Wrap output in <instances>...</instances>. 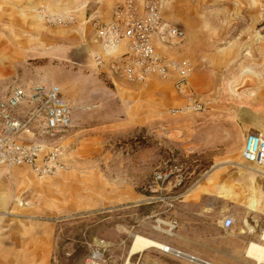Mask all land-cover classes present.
<instances>
[{"label":"rangeland","instance_id":"obj_1","mask_svg":"<svg viewBox=\"0 0 264 264\" xmlns=\"http://www.w3.org/2000/svg\"><path fill=\"white\" fill-rule=\"evenodd\" d=\"M52 1L56 0H0V88L35 82L59 85L65 100L71 102L73 116L71 127L56 142L67 145L66 172L40 178L29 169H13L5 177V185L15 197L6 211L0 209V264H54L55 255L61 264H85L100 239L110 248L98 264H126L128 260V264H179L157 248L130 257L132 235L156 240L163 236L152 237L153 220L142 218L143 208L133 209L140 215L137 224L126 211L115 210L122 205L112 204L115 197L141 194L146 178L162 159L168 153H179L163 145L167 133L162 124L167 117L146 126L122 127L124 106L115 100V85L108 76L96 72L88 62L85 66L72 62L64 52L45 56L51 47L42 37L65 38L51 30L69 29L51 27L39 16L43 7L63 12L52 11ZM242 1L247 5H240L237 14L226 9L236 5L226 0H201L199 15L189 18L197 26L199 22L201 27L237 33L218 37L220 47L237 52L220 71L213 105L231 113L226 119L233 128L229 143L219 146L214 154L229 155L236 161L242 160L247 133L246 123L239 118L241 111L248 112L244 120L253 117L248 125L264 124V39L256 37L264 20V0ZM252 7L258 17L256 28ZM54 179L57 183L51 182ZM140 199L138 196L137 202ZM66 253L72 256L66 259Z\"/></svg>","mask_w":264,"mask_h":264},{"label":"crops","instance_id":"obj_2","mask_svg":"<svg viewBox=\"0 0 264 264\" xmlns=\"http://www.w3.org/2000/svg\"><path fill=\"white\" fill-rule=\"evenodd\" d=\"M123 1L50 2L52 11L75 13L78 24L69 29L51 30L57 36L66 35L65 38L43 36L42 42L50 44L51 47L48 52H44L45 56L55 57L64 52L72 62L84 66L88 62L93 64L96 72L106 75V68L96 66L95 55L100 54L106 60L113 59L125 51L127 45L123 43L110 55L96 41L92 18L96 16L100 21H111L113 9ZM226 2L236 4L226 9L237 14L240 5H247L242 0ZM200 5L201 0H170L163 10V18L181 27L186 36L183 40L175 39L169 42L157 39V45L163 53L177 59H188L193 63L191 88L206 101L207 110L201 114L167 115L170 108L181 107L185 102V98L175 89L174 78L166 81L151 78L144 84H135L110 77L115 85L114 98L120 107L124 106L125 119L120 122V126H146L160 117H167V122L162 124L163 132L167 133L163 145L183 156L198 155L203 164H209L208 168H202L203 179L166 217L168 220H176L179 224L174 236L159 240L175 250L163 251L167 258L175 259L179 264H202L198 261L208 264H259L256 259L248 256V251L251 243L260 244L258 234L251 233V228L264 227V177L256 170L248 169L243 159L236 161L229 155L214 154L219 146L228 144L233 136L232 125L228 124L226 119L231 113L225 108L213 105L216 104L215 97L219 93L220 71L234 60L237 52L235 48L229 52V49L220 47L218 37L229 35L231 32L232 35L237 33L228 28L201 27L199 22L198 26L195 22L192 24L189 18L191 15H199ZM248 8L250 10V6ZM252 10L256 19L253 27L256 28L258 17L256 9L252 7ZM243 125L247 133L264 131V124L258 122L252 126ZM64 160L66 162V157ZM220 164L225 166H219ZM8 176V170L0 168V209L3 210L8 209L15 197L5 185V177ZM57 181L58 179H54L51 182ZM138 196L141 197V194H131L128 198L115 197L112 204L130 205L137 202ZM99 202L104 204L103 201ZM123 212L125 211L120 213ZM133 212V209L126 211L129 217ZM227 218L235 220L230 229L224 227ZM150 233L152 237L156 235L154 231ZM178 251L180 255L177 254Z\"/></svg>","mask_w":264,"mask_h":264},{"label":"built area","instance_id":"obj_3","mask_svg":"<svg viewBox=\"0 0 264 264\" xmlns=\"http://www.w3.org/2000/svg\"><path fill=\"white\" fill-rule=\"evenodd\" d=\"M169 2L124 0L113 9L111 21L103 22L93 16L96 41L105 51L112 55L123 43L127 45L125 51L113 59L106 60L96 54L95 64L108 70L110 80L112 77L144 84L151 78L163 81L174 78L175 89L185 98V102L181 107L169 109V115L201 114L207 110V103L191 88L193 63L163 53L157 45V39L169 42L183 40L186 36L181 27L164 20L163 10ZM39 16L51 27L73 28L78 24L72 12L53 13L43 7ZM256 37L264 39V20L256 30ZM72 123V107L65 100L59 85L35 82L28 86L14 84L6 89L0 88V168L8 171L28 168L40 178L66 172L69 169L64 160L67 145L56 142ZM23 134H28L29 138ZM50 139L54 142H49ZM241 155L245 166L254 167L264 177V131L246 134ZM202 167V158L198 155L168 153L146 178L141 200L115 210L122 212L143 208L142 218L153 220V231L161 234L162 239L172 237L179 224L166 217L203 179ZM131 217L138 224V211L133 212ZM234 224L233 218L224 221L225 229H230ZM251 233L258 234V242L264 244V227H253ZM109 248V244L100 239L85 264L98 263ZM170 249L174 250L167 246L165 252ZM66 256L69 259L72 255L66 253ZM53 261L54 264H61L58 255L54 256Z\"/></svg>","mask_w":264,"mask_h":264},{"label":"bare ground","instance_id":"obj_4","mask_svg":"<svg viewBox=\"0 0 264 264\" xmlns=\"http://www.w3.org/2000/svg\"><path fill=\"white\" fill-rule=\"evenodd\" d=\"M245 112H247V111L244 110L241 113L242 119L244 117ZM42 178H50V177H42ZM38 185H40V184H38ZM263 245L264 244H261V243L260 244L252 243L250 246V249L248 251V256L250 258L256 259L259 264L264 263V246ZM166 247L167 246L162 242H159L157 240L150 239V238L135 234V235H133V243L131 246L130 255L137 254L141 251H145V250L150 249V248H157V249H161V250L165 251ZM170 251H171V249H170ZM177 254L180 255V252L178 251ZM192 260H195V259H192ZM128 262L129 261H127V264H128ZM94 264H98V263L95 262ZM202 264H205V263H202Z\"/></svg>","mask_w":264,"mask_h":264},{"label":"water","instance_id":"obj_5","mask_svg":"<svg viewBox=\"0 0 264 264\" xmlns=\"http://www.w3.org/2000/svg\"><path fill=\"white\" fill-rule=\"evenodd\" d=\"M242 111H244V110H242ZM242 111H241V113H242ZM241 113H240V115H239V118L241 119V120H243L242 118H241ZM252 120H253V117H252ZM251 120V121H252ZM246 124H249V123H251V121H247V120H243ZM192 259H194V258H192ZM199 262H201V263H205V264H207L206 262H204V261H199Z\"/></svg>","mask_w":264,"mask_h":264}]
</instances>
